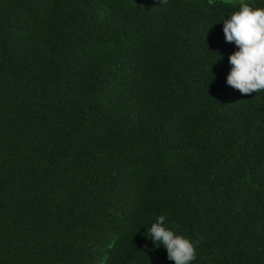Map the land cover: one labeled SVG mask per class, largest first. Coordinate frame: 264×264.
Listing matches in <instances>:
<instances>
[{
	"label": "trees",
	"instance_id": "obj_1",
	"mask_svg": "<svg viewBox=\"0 0 264 264\" xmlns=\"http://www.w3.org/2000/svg\"><path fill=\"white\" fill-rule=\"evenodd\" d=\"M241 2L0 0V264H174L159 215L191 264H264V91L226 84Z\"/></svg>",
	"mask_w": 264,
	"mask_h": 264
},
{
	"label": "clouds",
	"instance_id": "obj_2",
	"mask_svg": "<svg viewBox=\"0 0 264 264\" xmlns=\"http://www.w3.org/2000/svg\"><path fill=\"white\" fill-rule=\"evenodd\" d=\"M222 31L225 41L236 46L228 55L231 67L226 84L241 94L264 91V7L242 0L238 10L223 19ZM165 221L164 215L156 218L148 228L149 238L155 246L166 249L167 258L174 264H191L197 257V242L177 233Z\"/></svg>",
	"mask_w": 264,
	"mask_h": 264
},
{
	"label": "rangeland",
	"instance_id": "obj_3",
	"mask_svg": "<svg viewBox=\"0 0 264 264\" xmlns=\"http://www.w3.org/2000/svg\"><path fill=\"white\" fill-rule=\"evenodd\" d=\"M224 1H238V0H224Z\"/></svg>",
	"mask_w": 264,
	"mask_h": 264
}]
</instances>
